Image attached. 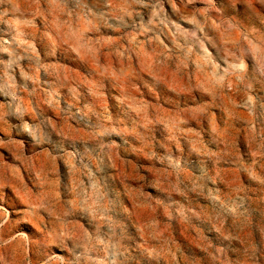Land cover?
Returning <instances> with one entry per match:
<instances>
[{
	"label": "rangeland",
	"instance_id": "obj_1",
	"mask_svg": "<svg viewBox=\"0 0 264 264\" xmlns=\"http://www.w3.org/2000/svg\"><path fill=\"white\" fill-rule=\"evenodd\" d=\"M0 264H264V0H0Z\"/></svg>",
	"mask_w": 264,
	"mask_h": 264
}]
</instances>
